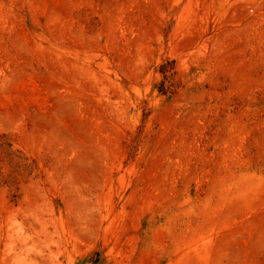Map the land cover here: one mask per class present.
<instances>
[{
    "label": "rangeland",
    "instance_id": "374dc122",
    "mask_svg": "<svg viewBox=\"0 0 264 264\" xmlns=\"http://www.w3.org/2000/svg\"><path fill=\"white\" fill-rule=\"evenodd\" d=\"M0 264H264V0H0Z\"/></svg>",
    "mask_w": 264,
    "mask_h": 264
}]
</instances>
